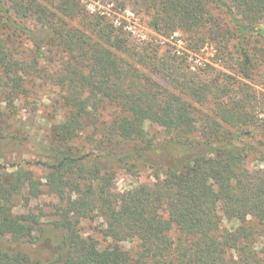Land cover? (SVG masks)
I'll use <instances>...</instances> for the list:
<instances>
[{
    "label": "trees",
    "instance_id": "1",
    "mask_svg": "<svg viewBox=\"0 0 264 264\" xmlns=\"http://www.w3.org/2000/svg\"><path fill=\"white\" fill-rule=\"evenodd\" d=\"M134 1L154 31L186 34L191 51L212 41L219 56L235 53L245 79L264 59L254 44L264 38V0ZM81 7L0 0V115L12 116L29 85L44 78L41 63L54 65L49 81L61 88L65 109L43 146L44 180L20 163H0V242L8 243L0 264H264V168L250 170L257 148L238 144L248 128L264 132L258 97L231 76L131 42L104 17L87 30L74 26ZM149 125L164 129L161 146ZM10 135L0 133V159L5 140L19 139ZM141 166L164 169V177L118 190L115 169ZM46 194L53 200L45 207L15 211ZM87 219L102 221L110 244L83 235Z\"/></svg>",
    "mask_w": 264,
    "mask_h": 264
},
{
    "label": "rangeland",
    "instance_id": "2",
    "mask_svg": "<svg viewBox=\"0 0 264 264\" xmlns=\"http://www.w3.org/2000/svg\"><path fill=\"white\" fill-rule=\"evenodd\" d=\"M80 2L82 5L81 13L80 17L72 22L74 26L87 30L89 22L104 17L117 29L123 30L131 42L138 45L157 47L160 56L172 54L179 60H186L195 71L209 69V74L213 77L223 78L224 75H228L233 78L232 82L245 83L248 86L247 91L258 97L264 109V59H258L257 69L253 73L252 79L248 80L243 78L239 72L237 67L238 56L235 53H232L229 57L226 55L224 58L219 56L212 41L198 49L199 51H191L189 49L191 43L186 34L178 32L173 35H163L154 31L150 26V14L141 6L136 5L134 0H80ZM212 14L225 29L228 28L229 20L224 15L223 9L214 7L212 8ZM262 28H264V22ZM254 44L264 47V38L256 40ZM23 45L29 55L30 50L33 49L32 44L24 41ZM40 66L47 71V74L42 73L44 78L35 79L29 85L30 94L16 102V110L12 116L4 111L0 115V133L6 132L11 135H19L17 141L13 138L5 140L2 146L0 163H20L25 168L32 170L37 179L44 180L43 178L47 172L46 168L41 167L38 163H48L49 160L43 155V146L50 141L51 127L64 119L65 109L62 108L61 88L49 81L50 74L48 75V72H53L54 65L41 63ZM160 82L166 86L163 80H160ZM262 117L264 119V115ZM108 118V114L103 117L106 120ZM148 130L150 135L155 137L156 145L161 146L166 137L164 129L157 125H149ZM245 134L238 140V144L257 148L256 152L248 158L247 166L250 170L264 168V146L261 145V142H264V132L256 128H248L245 130ZM91 148H93V145L89 142L85 143V146L81 144V150L84 154L91 152ZM26 161L35 164L29 165ZM115 170L118 171V176L114 181V185L120 191L131 185L152 184L157 180V175L161 179L164 177V169L160 168L152 169L141 166L135 168L132 172L121 168ZM52 200L53 198L46 194L40 199L30 201L28 204L19 202L15 211L22 213L31 208L45 207ZM238 224L236 221L232 224L227 221L224 222V226L229 228ZM81 229L84 236L92 237L102 246L111 243L103 236L102 221L100 219L83 221ZM171 236L176 237L175 229L172 231ZM0 246L6 247L8 243L0 242ZM22 250L30 252L33 256L36 253L38 254L37 247L24 246Z\"/></svg>",
    "mask_w": 264,
    "mask_h": 264
}]
</instances>
